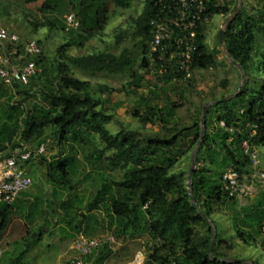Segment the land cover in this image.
Returning a JSON list of instances; mask_svg holds the SVG:
<instances>
[{
	"label": "rangeland",
	"instance_id": "obj_1",
	"mask_svg": "<svg viewBox=\"0 0 264 264\" xmlns=\"http://www.w3.org/2000/svg\"><path fill=\"white\" fill-rule=\"evenodd\" d=\"M44 1L0 0V27H5L18 35V41L15 44L0 40V56L10 57L12 65L23 67L31 57L25 56L23 50L20 56L14 57L11 51L19 44L23 47L29 39L40 41L42 53L47 57L45 65L50 70H54L59 60L58 48L67 41L81 42L80 46L74 44L68 47L67 51L71 56L102 51L118 56L125 52L131 58V65L119 74L107 71L90 73L72 64L69 66V74L74 78L89 81V87L85 92L79 93L80 96L87 93L103 99L101 107H104L105 112L112 117L111 120L105 122V126L112 133L123 131L138 139L142 144L151 138H168L177 129L190 126L202 118L204 106L205 111L209 110L207 116L208 123L211 124L209 130L216 132L219 127L216 117L220 115V112L214 104L234 97L245 80V77L242 79L239 69L231 62L224 47L220 44L218 32L220 29L225 30L227 21L240 7L250 14H257L255 12L264 3V0H218V5L226 6L229 11L226 14L209 16L202 27L204 44L215 56L212 66L208 69L195 68L190 79L165 82L150 78L140 67L142 41L141 37L136 34L134 20L144 8L143 0H133L126 9L116 6L111 0H102L107 4L108 18L96 35L91 38H80L78 36L81 35L80 31L73 29V26L66 22L67 15H75L79 12V0L59 2L54 13L40 10ZM75 17L79 22V18L76 15ZM48 21L53 23V27H48ZM31 23L45 26L34 28ZM61 25L64 27L62 28ZM254 52L258 55L264 52L263 29L256 35ZM40 69V66H37L38 73ZM133 71H136L142 78L138 86L130 82ZM252 78H249L251 82ZM30 81L29 95L21 96L12 84L6 85L0 80V121L8 117L21 119L30 107H33V104L44 105L40 91L41 79L36 76ZM104 85L109 90H102L101 86ZM146 98H150L152 104L162 107L164 112L172 106V103H176L178 105L175 109L176 118L163 124L156 120L151 123L133 117L131 113L134 109L145 110L143 99L146 100ZM201 124L204 126V123ZM50 133L51 130L46 129L43 137L39 139L29 142L21 141L30 148L43 143L45 152L26 163V170L32 183L30 188L25 193H20L13 202L11 221L6 231L0 235V248L3 251L0 264H11L12 260L23 251L25 254L17 264H64L75 256L74 250L70 249V244L78 236L101 239L113 237V242L110 244L112 253L106 260V264H131L137 252L142 253L143 264H157L148 257L160 245L159 241L144 232L134 236L122 235L118 232L120 231L118 224L112 228L109 227V219L104 209H95L91 213L86 210L88 202L93 198L96 188H99L102 181L124 179L130 165L112 167L108 159L114 150L107 149L96 134L86 135L91 140V144H81V147L72 141L65 142L62 146L58 145ZM191 135L181 137L171 152L163 153L165 157L173 161L169 173L179 175L181 184L188 190V184H191L188 175L193 164V171L198 167H203L204 174L212 176L214 182L220 185L217 173L230 167L229 162L222 161V156L226 154V151L220 145L221 140L217 136L214 137L215 145L207 152L215 159L214 162H217L211 171H207L209 160L206 163L202 159L199 160L200 162L195 160L200 144L196 143L195 146H191L189 140ZM70 145L72 149L74 148L73 150L70 149ZM94 149L103 151L100 158L91 159L89 157ZM257 152L260 158L259 169H264V148L259 147ZM64 156L73 158L70 172L71 182L67 186L51 180L47 170V163H53ZM41 158L44 159L42 162H40ZM199 158H202V155H199ZM242 184L249 187L251 195L235 197L233 202L225 199L211 205L213 211L210 214L217 226L219 241L215 237L210 253L214 250L226 262L242 259L240 262L233 263L252 264L255 261L258 264H264V247L260 245L261 239H256V243L249 240L241 241L235 233L237 226L234 219L242 207H250L258 199L264 201V183L258 179L252 181L247 175H243ZM189 190L192 191V185ZM176 196V193L168 194V198ZM62 202L69 203L73 209L72 214L77 215L74 223H66L62 220V217L66 216L60 206ZM80 215L90 217L83 222V228L88 225L86 230L89 233L87 234L83 230L80 234L74 232L78 220L81 219ZM212 220L207 219V222L195 227L194 243H200L205 239L211 243L213 240L211 231L214 230ZM247 234L248 230L244 233L245 239H247L245 237ZM247 237H250L249 234Z\"/></svg>",
	"mask_w": 264,
	"mask_h": 264
},
{
	"label": "trees",
	"instance_id": "obj_2",
	"mask_svg": "<svg viewBox=\"0 0 264 264\" xmlns=\"http://www.w3.org/2000/svg\"><path fill=\"white\" fill-rule=\"evenodd\" d=\"M62 1L45 0L40 10L54 13L59 2ZM111 1L116 6L126 9L129 8L133 0ZM143 1L144 8L134 20V24L136 34L141 37L142 41L140 67L148 75L145 54L150 37L149 22L155 7L153 0ZM217 2L218 0L208 1L207 18L226 14L229 11L226 6H220ZM78 8L79 12L75 15L80 21L78 26L73 29L80 31L81 35H78L80 38L94 37L108 18L106 2L79 0ZM255 13L257 14H250L240 7L227 21L223 33L224 49L228 57L239 64V71L244 75L245 80L240 91L234 97L214 104L220 112V115L216 117L219 127L215 133L209 130L211 124L208 123V109L204 112V126L201 124L202 118H199L190 126L177 129L168 138H151L142 144L138 139L123 131L112 133L105 126V122L111 120L112 117L105 112L104 107H101L103 99L87 93L80 96L79 93L85 92L89 87V81L72 77L69 74V66L72 64L90 73L107 71L119 74L131 65V58L125 52L116 56L106 51L71 56L68 54V47L74 44L80 46L81 42L67 41L57 50L59 60H57L54 70L46 67L47 57L41 50L39 55L30 56L31 58H28L27 61H33L36 69L37 66H40V72L36 71V74L29 79L26 85L12 84L19 95L28 96L30 80L38 76L41 79L40 91L44 105L33 104V107H30L21 119L8 117L6 120L0 121V154L8 146L14 147L21 141L29 142L43 137L46 129L51 130V137L56 139L58 145L61 146L68 141L76 142L78 145H89L91 140L86 135L96 134L107 149L114 150L108 159L112 167L118 165H130V167L124 179L102 181L86 206L88 213L102 208L109 219V227L112 228L118 224L120 234L134 236L144 232L159 241L160 245L148 257L149 260L157 264H236L224 261L214 250L210 253L208 251L210 243L207 239L200 243H194L195 227L207 222V219L212 220L210 213L213 208L211 205L225 199H229L231 202L235 199V197L228 196L222 188L221 175L226 168L217 173L220 185L214 182L212 176L204 174L203 167L194 169L191 175L193 201L188 190L181 184L179 175L169 173L173 161L165 157L163 153L171 152L181 137L185 138L190 134H192L189 139L191 146H195L203 128L202 138L195 156L196 162H200L199 160L202 159L206 163L209 160V162L207 161V171H211L215 163L217 165L211 154L207 153L215 145L214 137L217 136L221 140V147L226 151V154L222 156V161L229 162L230 167L238 171L241 180L243 175H247L251 179L254 169L249 157L243 152L241 143L244 140H249L253 148H264V52L261 55L254 52L256 35L260 30H264V27H260L264 26V3ZM31 24L34 28L45 26L38 23ZM47 24L48 27H53L52 22L48 21ZM61 26L64 27V25ZM202 27L197 33V54L192 63L193 71L195 68L208 69L215 60L214 54L204 44ZM36 41L41 45L40 41ZM14 48L17 50V55L23 50L22 44ZM171 70L155 79L165 82L172 81ZM131 77L130 82L138 86V82L142 80L141 76L133 71ZM250 77H253L252 82L249 80ZM0 80L4 83L1 78ZM101 88L109 90L105 85ZM151 92L153 91L151 90ZM143 106L144 111L136 108L131 115L145 122L153 123L156 120L163 124L176 118L175 109L178 106L176 103H172L166 112L159 105L152 104L150 98L143 99ZM201 112L202 106L200 114ZM220 122H223L224 126H221ZM70 149H72V145H70ZM102 154V150L94 149L89 157L97 159ZM199 155H202V158H199ZM43 160L41 158L40 162ZM72 160V156H64L53 163H47L48 175L51 180L62 186L69 185ZM170 193H176L177 196L168 198ZM60 206L66 213L62 220L66 223H74L77 215L72 214L71 210L73 211V209L70 204L62 202ZM13 207V203L0 205V235L9 226ZM80 217L74 232L80 234L83 230L87 234L89 233L86 230L88 225L83 228V222L90 217L84 215H80ZM238 217L239 219H237ZM234 219L237 226L235 233L241 241L249 240L256 243V239H261L260 245L264 247V237H261L259 231L260 226L264 223L263 200L258 199L252 206L242 207ZM212 224L216 231V240H218V229L213 220ZM70 226L72 225L70 224ZM209 230L211 231V229ZM246 230L250 236L245 235L247 239L244 238ZM213 231H211V236H213ZM110 244L103 242L95 253L86 256L84 258L86 264H106V260L112 253ZM24 254L25 251L20 253L12 260L11 264H17ZM64 264H69V261ZM252 264L258 263L253 261Z\"/></svg>",
	"mask_w": 264,
	"mask_h": 264
},
{
	"label": "built area",
	"instance_id": "obj_3",
	"mask_svg": "<svg viewBox=\"0 0 264 264\" xmlns=\"http://www.w3.org/2000/svg\"><path fill=\"white\" fill-rule=\"evenodd\" d=\"M153 1L155 10L149 22L150 37L145 54L148 76L155 79L172 69V81L190 79L193 74L192 63L197 54V33L207 21L206 11L209 0ZM65 18L68 25L78 26L79 22L74 14H69ZM0 40L15 44L18 41V35L5 27H0ZM41 50V45L35 39L26 41L23 46L25 56H37ZM17 54L16 48H13L11 55L20 56ZM36 71L33 61L25 63L20 68L12 65L10 57L0 56V78L6 85L13 83L26 85ZM220 125L224 126V123L220 122ZM241 148L249 157L254 169L251 180L258 179L264 183V169H259L260 158L257 149L252 147L249 140H244ZM44 152L43 143L30 148L27 144L20 142L17 146H8L0 154V205L12 204L20 193L30 188L32 181L26 170V163ZM221 183L223 190L230 197L251 195L249 187L242 184L238 171L232 167L222 172ZM259 231L261 237H264V223ZM103 242L112 243L113 237L104 239L76 237L70 244V249L74 250L75 256L70 258L69 264H86L84 258L95 253ZM2 254L3 251L0 248V257ZM143 262L142 253L137 252L131 264H143Z\"/></svg>",
	"mask_w": 264,
	"mask_h": 264
},
{
	"label": "water",
	"instance_id": "obj_4",
	"mask_svg": "<svg viewBox=\"0 0 264 264\" xmlns=\"http://www.w3.org/2000/svg\"><path fill=\"white\" fill-rule=\"evenodd\" d=\"M238 9V8H237ZM223 33H224V30L223 29H220L219 30V32H218V38H219V42H220V44L222 45V47H224V40H223ZM231 60V62L240 70V66H239V64H237L235 61H233L232 59H230ZM241 77H242V79H244V75L243 74H241ZM204 112H205V106L203 107V112H202V123H204V121H203V116H204ZM202 132H203V128L201 129V135H200V138H199V141H198V145L200 144V141H201V138H202ZM197 145V146H198ZM192 168H193V164H192ZM192 168H191V170H190V172H189V175H188V180H190L191 179V175H192V172H193V170H192ZM191 188V184H188V190ZM189 195H190V197H191V199L194 201V199H193V196H192V193L190 192V190H189ZM215 237H216V231H215V228H214V233H213V240L211 241V243H210V245H209V249H208V251L210 252V249H211V247H212V244L214 243V239H215ZM242 259H233V262H240Z\"/></svg>",
	"mask_w": 264,
	"mask_h": 264
}]
</instances>
